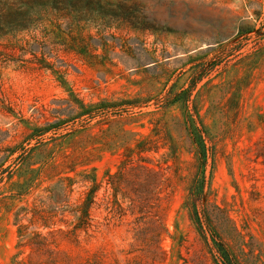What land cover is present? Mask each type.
<instances>
[{
    "label": "rangeland",
    "instance_id": "374dc122",
    "mask_svg": "<svg viewBox=\"0 0 264 264\" xmlns=\"http://www.w3.org/2000/svg\"><path fill=\"white\" fill-rule=\"evenodd\" d=\"M54 1L0 0V158L44 122L35 109L65 107L53 100L67 98L68 89L85 102L140 104L110 117V123L76 133L77 147L91 157L77 172L87 168L100 184L91 208L93 226L81 233L78 245L56 232V258L44 264H215L184 207L199 164L184 117L188 109L197 110L196 125L206 138L202 202L213 230L242 264H264V157L255 154L264 141V0H95L84 15L68 0ZM99 5L108 10L106 16ZM116 14L121 18H113ZM102 35L114 37L107 51L97 45ZM32 44L52 49L47 59L65 70L66 84L21 50ZM190 87L186 106H166L169 92ZM123 130L140 133L135 138L148 136L158 147L148 155L169 166L170 186L155 208L164 228L158 242L150 232L135 235L137 226L149 227V219L132 212L130 201L114 195L108 183L125 141L133 144ZM8 163L0 166V264H36L39 256L21 241L19 227H27L26 239L50 230L33 220L31 211L47 199L55 179L24 194L26 178L18 171L9 177L2 169ZM88 185L76 184L70 202ZM60 218L71 216L58 215L51 229H70Z\"/></svg>",
    "mask_w": 264,
    "mask_h": 264
},
{
    "label": "trees",
    "instance_id": "16d2710c",
    "mask_svg": "<svg viewBox=\"0 0 264 264\" xmlns=\"http://www.w3.org/2000/svg\"><path fill=\"white\" fill-rule=\"evenodd\" d=\"M68 1L72 10L81 15H84L87 10H92V2H97L95 0ZM54 2L57 4L64 1L55 0ZM99 10L102 11V16L107 15L108 10L103 5H99ZM113 18L121 17L116 14L113 15ZM113 39V35H102L97 45L107 51L113 46L110 44ZM42 47L32 44L21 47V50L32 54V60L37 62L39 68L50 69L57 74V78L62 85L66 84L65 70L54 66L47 59L48 56L51 57L52 49ZM120 47L126 48L124 44H121ZM85 49L84 47L83 50ZM143 51L146 52L147 50L143 48ZM191 89L192 87L179 93L169 92L165 96L168 103L166 106L178 102H184L186 106ZM182 95L184 97L179 99L178 97ZM53 103L61 104L60 106L65 105V107H56L49 110L42 106L41 109H35L38 117H44V122L29 128L22 142L18 145L8 146L6 149L7 155L0 158V166L6 160H9L8 165L2 168L7 170L9 177L18 171L26 178L24 194H29L44 180L55 179L54 184L46 189L49 194L47 199L40 200L39 205L31 211L32 219L40 222L43 227L50 230L46 234L36 232L30 239H26L28 236L27 227L23 225L19 227L21 241L26 240L27 245L39 256L36 264H44L49 260H55L58 252L56 250V232L62 233L71 243L78 245L81 233L88 234L93 226L91 208L96 203L95 197L100 184L93 173L86 172L87 168L83 169L82 172H77V167L87 166L91 161V157L88 154H83L81 147H77L76 133L91 129L93 125L110 123V117H119L123 113H128L132 107L140 104L135 99L114 100L108 98L85 102L72 89H68L67 98L54 99ZM46 112L50 113L49 117L45 116ZM184 117L188 128L191 129L190 132L199 156L198 170L189 186L184 207L188 211L196 232L206 244L215 264H242L238 253L236 254L232 246L214 232L212 221L203 207L207 165L206 138L202 125H196L199 120L196 109H194V112L188 109L184 112ZM123 131L125 132L124 136H130L133 144L125 141L127 145L120 154L118 170L114 174H108V183L111 185L114 195L121 194L123 199L130 201L132 212L137 211L142 219H149V227L141 230L137 226L135 235L140 237L150 232L155 241L158 242L164 228L157 217V213H155V208L158 206L161 193L170 186L169 177L166 175V169L169 166H163L161 162H156L153 156L148 155L158 151V147L152 145L148 136L141 135V137L135 138L140 133L130 130ZM112 137L115 138V136ZM255 154L256 157H264V141L257 144ZM13 155L14 157H12ZM72 172L79 175L80 178L77 180L71 177L69 173ZM88 183L90 185L86 187L81 196L74 202H70V194L74 191V186L76 184L86 186ZM115 203L119 207V212L123 215L124 212L122 213V211L125 209L121 207L116 197ZM65 213L71 216L70 221L63 218H60L59 221L69 222L71 228L66 230L51 229L50 224H55L52 222L53 219ZM19 220L17 214L16 222L18 223ZM233 229L236 233H239L236 226ZM160 252L163 255V250L160 249ZM42 257H45V260Z\"/></svg>",
    "mask_w": 264,
    "mask_h": 264
}]
</instances>
